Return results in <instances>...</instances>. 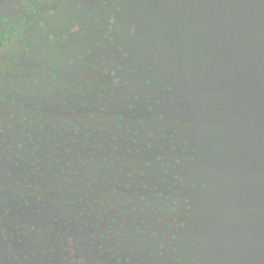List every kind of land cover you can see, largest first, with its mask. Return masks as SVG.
<instances>
[{
    "label": "rangeland",
    "instance_id": "rangeland-1",
    "mask_svg": "<svg viewBox=\"0 0 264 264\" xmlns=\"http://www.w3.org/2000/svg\"><path fill=\"white\" fill-rule=\"evenodd\" d=\"M263 6L0 0V264H264L260 119L228 93L218 110L181 103L208 76L188 74L186 88L173 81L186 63L150 77L153 58L139 57L224 42L225 28L249 22L233 15ZM198 120L219 124L223 141L208 144ZM200 222L207 234L187 255L183 238Z\"/></svg>",
    "mask_w": 264,
    "mask_h": 264
},
{
    "label": "trees",
    "instance_id": "trees-1",
    "mask_svg": "<svg viewBox=\"0 0 264 264\" xmlns=\"http://www.w3.org/2000/svg\"><path fill=\"white\" fill-rule=\"evenodd\" d=\"M233 16H237L239 21L249 20V22L241 23L245 26L240 25L225 28V30L221 34L223 36L222 40L224 42L216 44L203 42L184 43L179 45L175 44L173 45L175 51H168L166 53L165 48H163V50H158L156 48L155 50L150 48L147 43H145V45L140 43L138 44V47L141 50H143L144 46L149 48H147V54H140L139 57L142 58L150 54V58H153V60H151L150 64L148 65V70L150 71V74L148 76L150 77H153V74L155 75V77L163 76L162 72L167 70V67L170 66V63H186L185 66L188 67L186 68V76L180 80L173 78L175 84H179V82H181L182 86L188 84V74L191 75L189 79H191L193 75L203 74L208 76L207 79H204L200 81V83H198L202 86L194 88L191 91H186V96L180 99L181 103H185L186 101L191 100L194 102V104H204V107L206 108L209 107V103H214L213 106L215 108L213 107V110H215L223 106L224 104V101L221 97L228 98L229 94V97L232 101H237L241 98V101H243L245 105L244 108L247 111V114L245 116L249 119L257 116L262 123V129L260 128V136H262L261 138H263L262 148L264 150V9H262L261 11H247V14L245 12H239V14ZM3 42L4 37L2 34H0V48L3 46ZM130 44L132 45V43ZM131 47L133 48V46ZM176 51L180 52V56L182 58L175 56L177 54ZM172 70L173 72H176L174 68H172ZM225 72H228V76H230L228 77L229 79H227V83L221 80L220 77ZM141 73L142 72L137 69L135 75H137V77H140ZM235 75L241 77V83L236 84L238 82H235L237 80L235 79ZM160 80L165 83L164 77ZM146 81L147 80H145V82ZM150 82L151 81L149 80L147 86L151 87L153 85V82ZM219 82H221V84H219ZM188 85L192 86L191 84ZM190 86L185 87L190 88ZM235 87H240L239 93L241 97H238V92H236ZM171 89V86L165 85V90L170 91ZM153 91L155 92V90L151 88L148 92L153 93V95H155L154 97L158 98L157 95L160 94L159 90L156 88V92L154 93ZM253 98L256 100H254ZM165 100L166 106L172 107V105L174 104V100L169 97H167ZM207 101L209 102L207 103ZM154 108L155 107H151L152 113L157 114L153 112V110H155ZM201 122L203 121L198 120L197 123H193V125L199 124ZM205 123L206 122H204V124L201 123L202 125L207 126L204 133L212 135L210 136V141L208 144H213L212 139H215L214 141H223V139L216 136L217 133L211 130L212 127H219L220 125ZM194 127L195 129H199L198 126ZM225 130V127H220L221 132H224ZM253 130L254 128L250 131L253 133ZM213 190H215V188L206 187V193H204L205 195L203 196H206ZM212 207V203L209 205L203 204L202 209L197 213L200 216V221L202 220V217L209 214ZM253 209L254 211L257 210L256 208H248L247 211L249 212ZM242 211H244V209H242ZM198 224L199 225L195 230L196 232L187 230V237L183 238L185 254L187 255L193 253L192 248L196 249V246L201 242L199 241V239L205 237V235L207 234L203 228L204 225H201V222ZM198 230L201 231V234L198 232Z\"/></svg>",
    "mask_w": 264,
    "mask_h": 264
}]
</instances>
